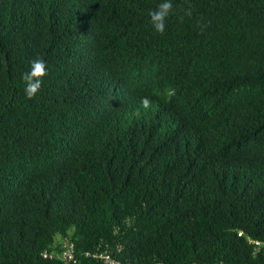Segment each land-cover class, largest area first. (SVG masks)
Wrapping results in <instances>:
<instances>
[{
    "label": "trees",
    "instance_id": "1",
    "mask_svg": "<svg viewBox=\"0 0 264 264\" xmlns=\"http://www.w3.org/2000/svg\"><path fill=\"white\" fill-rule=\"evenodd\" d=\"M161 2L0 0V264H264V0Z\"/></svg>",
    "mask_w": 264,
    "mask_h": 264
},
{
    "label": "clouds",
    "instance_id": "2",
    "mask_svg": "<svg viewBox=\"0 0 264 264\" xmlns=\"http://www.w3.org/2000/svg\"><path fill=\"white\" fill-rule=\"evenodd\" d=\"M173 14L171 0H162L156 10H150L148 15L156 32L163 35L166 30V21ZM187 16H191V5L185 10ZM182 19V17H181ZM203 30V25L201 26ZM47 63L43 58L37 57L30 61L29 70L22 75L25 82V95L28 99L36 98L42 91L44 80L48 76ZM145 108L149 107L147 99L143 101Z\"/></svg>",
    "mask_w": 264,
    "mask_h": 264
},
{
    "label": "built area",
    "instance_id": "3",
    "mask_svg": "<svg viewBox=\"0 0 264 264\" xmlns=\"http://www.w3.org/2000/svg\"><path fill=\"white\" fill-rule=\"evenodd\" d=\"M61 257L67 261L73 260L74 257V251H73V245L71 246H66L62 252L60 253ZM52 254H49L48 251L44 252V257H52ZM220 264V263H218Z\"/></svg>",
    "mask_w": 264,
    "mask_h": 264
},
{
    "label": "rangeland",
    "instance_id": "4",
    "mask_svg": "<svg viewBox=\"0 0 264 264\" xmlns=\"http://www.w3.org/2000/svg\"><path fill=\"white\" fill-rule=\"evenodd\" d=\"M57 241H61L62 240V238L60 237V236H57V239H56Z\"/></svg>",
    "mask_w": 264,
    "mask_h": 264
}]
</instances>
